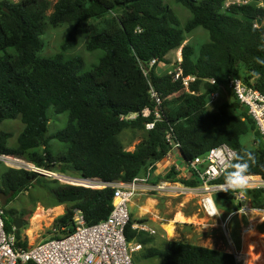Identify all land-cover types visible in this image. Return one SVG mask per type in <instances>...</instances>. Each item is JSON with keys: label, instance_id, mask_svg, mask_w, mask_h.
Instances as JSON below:
<instances>
[{"label": "trees", "instance_id": "16d2710c", "mask_svg": "<svg viewBox=\"0 0 264 264\" xmlns=\"http://www.w3.org/2000/svg\"><path fill=\"white\" fill-rule=\"evenodd\" d=\"M188 13L181 22L163 0H0V123L20 118L23 129L16 145L8 146L10 134L0 132V156H15L35 167L68 173L103 183L131 182L166 157L171 147L165 139L172 130L181 159L188 164L210 148L226 144L241 155L255 154L247 175L264 180V141L247 109L232 95L213 112L207 109L209 95L225 86L233 76L264 94V26L254 27L264 9L253 0L248 4L229 0H174ZM51 10L50 14L47 12ZM71 25L58 53L40 55V36L47 26ZM202 29L208 41L196 51L185 38ZM86 37L85 49L102 51L98 62L84 69L79 57L65 59L63 52ZM180 49L183 76H194L188 91L180 81L173 82L152 59ZM215 80L214 84L208 82ZM153 88L161 99V118L151 130L144 124L153 119L141 116L145 108L154 109L150 95ZM191 92H194L193 94ZM56 114L67 112L64 128L49 134L48 109ZM137 113L134 120L121 116ZM125 130L142 133L132 151L120 140ZM249 138L250 146L242 140ZM58 146L52 150L50 141ZM61 146V147H60ZM60 147V148H59ZM188 179L178 177L169 168L160 178L195 186L193 172ZM226 172L218 179L224 182ZM152 182L157 181L151 179ZM40 188L54 207L64 205V213L53 226L59 237L74 230V210H79L86 224L106 219L111 210L113 189H99L60 183L37 172L5 167L0 163V205L4 208L17 196ZM254 205L264 200V190H247ZM234 205L233 192L215 196ZM264 203L261 205L263 206ZM13 210L3 212L6 231H12ZM130 218L125 228L128 244L145 245L143 231L133 228ZM16 245L27 246L20 230H14ZM151 239V238H150ZM249 260V254L244 252ZM145 258L162 257L165 264H235L234 255L173 240L163 250L151 247ZM18 264H34L26 262Z\"/></svg>", "mask_w": 264, "mask_h": 264}, {"label": "built area", "instance_id": "2783aa9c", "mask_svg": "<svg viewBox=\"0 0 264 264\" xmlns=\"http://www.w3.org/2000/svg\"><path fill=\"white\" fill-rule=\"evenodd\" d=\"M252 1L229 0L227 4H248ZM256 5L263 8L264 4L258 2ZM263 23L264 14L263 17H257L254 27H262L264 26ZM176 51L178 53L170 63L166 62V56L163 61L152 59L148 68H144L143 71L146 75L149 68L155 65L156 71L158 68L161 69L160 72L157 71L158 73L168 74L173 82L180 81L183 90L188 91L189 84L194 82L196 77L183 76L180 49ZM208 82L214 84L215 80L209 79ZM224 87L247 109V114L253 119L264 141V94L248 85L240 76L231 77ZM150 95L155 104L154 109L145 108L140 113L143 117L153 114V119L144 124L146 130H151L161 118V99L153 88H150ZM217 97L218 91L212 92L209 95L207 105H210ZM137 115V113L128 114L121 116L120 119L130 121L134 120ZM165 139L171 147L170 152L172 150L178 151L179 145L174 140L172 130L166 133ZM233 151L235 150L228 145L220 144L186 164L187 168L193 172L195 179L198 180V184L195 186H187L171 180L151 183L149 181L152 171L150 168L143 177L135 178L126 183L107 184L96 179L84 182L80 178L62 176L64 182L70 185L98 187L94 189L111 187L113 196L109 215L98 223L88 225L85 223L81 212L74 210V230L72 232L59 237H51L34 245L27 244L26 247L16 245L13 228L10 232L6 231L3 210L0 205V264H18V262H33L34 264H133L131 252L139 249L140 246L136 245L132 248L126 242L124 231L130 220L129 204L138 193L148 191L165 196L186 197L196 200L206 218L219 221V228L225 237H228L227 223L229 219L233 215L245 216L247 223L242 229V234L245 235L254 230L259 222H264V205H254L251 197L246 194L247 190H264V180L259 175L250 174L247 175L248 183L243 192L240 190H221L224 182H218V179L226 172L225 160L231 159ZM0 160L4 161L8 167L37 172L46 177L53 176L61 181V175L37 168L19 157L2 155ZM224 192H233L236 209L226 213L225 216H221L215 202V196ZM133 228L154 233V231L138 225H133ZM56 231L58 229H54V233ZM233 255L236 260L235 264H240L242 262L240 253L235 252Z\"/></svg>", "mask_w": 264, "mask_h": 264}, {"label": "rangeland", "instance_id": "374dc122", "mask_svg": "<svg viewBox=\"0 0 264 264\" xmlns=\"http://www.w3.org/2000/svg\"><path fill=\"white\" fill-rule=\"evenodd\" d=\"M52 4L56 0H49ZM164 3H166L174 12V14L177 16V18L184 22L189 18V13L178 3H176L174 0H163ZM264 8V5H263ZM51 10L47 12V14H50ZM264 24V23H263ZM71 25L69 24H62L57 28H52L47 26L45 29L43 35L40 36V39L43 43V49L40 53L42 57H50L56 53L59 52L61 44L64 42V40L67 38L68 33L70 31ZM208 41V33L205 30L199 29L194 34L187 36L185 38L184 43H191L193 42L196 51H198L199 47ZM85 43H86V37L82 38L76 45H74L72 48H69L65 52H63V57L65 59L72 58V57H79L81 58L83 62L84 69H90L93 65H95L98 62L99 57L102 55V51L96 50L93 52H89L85 49ZM178 52L172 51L167 55V62H171V60L175 59V56ZM158 72L161 71L160 68L157 70ZM220 95L218 94V97L210 104L208 105V111L213 112L217 109V107L232 98L231 92L226 89L224 86H220ZM49 114V134L55 132L56 130H60L65 127L68 115L67 112H63L60 114H56L54 110L50 107L48 109ZM23 129V124L20 121L19 117H16L14 119H8L4 120L0 123V132H7L10 134V137L8 139V146L14 147L16 145V140L19 135V133ZM142 137V133L139 131H131V130H125L121 135L120 139L124 143V145L127 147L126 149L130 150L133 145H136L138 141H140ZM245 146L251 145V140L249 138H244L242 140ZM129 144V145H126ZM58 146L57 142L54 140L50 141V148L54 150V148ZM61 147V146H60ZM59 147V148H60ZM0 163L5 165L4 161L0 160ZM28 163V162H27ZM169 169V168H168ZM165 170L162 175L166 171ZM53 173H56L58 175H61L59 179H56L53 176H49L48 178L50 180H57L60 183H64L62 176L64 177H72V178H79L78 176H72L68 173L60 174L56 171H51ZM159 180L155 181L157 183ZM98 188V187H93ZM140 194V195H139ZM160 194H155L154 192H140L137 196L133 198V200H136L138 196H140V200L137 202V204L133 207V209H130V218L135 221L134 225L142 226L143 228L149 229V227H152L151 220L154 218L153 215H155L157 212L154 210V206L156 208H159V203L151 202L149 201L150 198H158ZM164 196L165 195H160ZM171 199L176 200H183L187 199L188 201H193V199L186 198V197H173L168 196ZM1 202V201H0ZM194 203H197L195 200ZM262 202L264 203V200L262 199ZM261 203L260 206L263 204ZM49 204V199L47 195L41 190L40 188H32L29 191L22 193L21 195L17 196V198L12 201L11 203L4 205V208L2 209L5 215V211L7 210H13L15 214H9L11 217H17L20 219V236L21 238H25L27 240V243L30 245L37 244L40 241L48 240L51 237H54L55 235H59L60 231H56L54 233V229L57 230L56 227L53 226L54 220L61 216L64 213L65 206L61 208H55L47 206ZM141 207H147L143 208V212L147 213H140L139 206ZM198 205V204H197ZM196 206V204H195ZM259 206V205H258ZM197 207V206H196ZM150 208V209H148ZM191 207H184V212L189 213ZM146 210V211H145ZM149 210V211H148ZM200 214L202 213L201 210L199 211ZM202 215V214H201ZM224 216V215H222ZM187 224L183 225L182 230L178 231L179 236H173L171 237V240H180L183 241L186 239L185 235L189 234L191 232V225L189 220L186 221ZM207 223V232H203L202 234H208L210 230L219 228V221L214 220H208ZM247 219L245 216L238 217V215H233L228 223H227V231H228V237L230 240H227L224 238V235H218V240L222 241L220 243V249L229 253H240V232L241 228L246 226ZM153 228V227H152ZM151 230V229H150ZM258 231L254 230V233L247 234L243 237V247L242 251L249 254V259H251L252 252H254L256 257L259 258L260 261L264 264V222L257 227ZM153 231V230H152ZM143 236L142 238H148L150 240L149 243L145 245H139V249L131 252V259L133 264H165L162 257H150L145 258L144 255L146 254L147 250L151 247H155L159 250L164 249L163 243L158 238V235H153L151 233H148V231L143 230ZM182 232V233H181ZM216 232V231H215ZM222 232V231H221ZM214 233V231H213ZM259 237L260 239H255V237ZM151 238V239H150ZM137 245V243H130V246L133 248ZM253 250H256L253 251ZM241 262V261H240ZM243 262V260H242ZM240 264H243V263Z\"/></svg>", "mask_w": 264, "mask_h": 264}, {"label": "crops", "instance_id": "0c3cea01", "mask_svg": "<svg viewBox=\"0 0 264 264\" xmlns=\"http://www.w3.org/2000/svg\"><path fill=\"white\" fill-rule=\"evenodd\" d=\"M167 55H166V57H167ZM219 92H220V90H218V94L220 95ZM207 109H208V105H207ZM123 145H124V143H123ZM126 145H129V144H126ZM124 147H125V149L127 148L125 145H124ZM134 147H135V145H133L132 147H129V148H131L130 150H128V149H126V150L132 151L134 149ZM168 168H174L178 172V177L183 178V179H186L190 175V170H189V168H187V165L181 159L179 151L172 150V152H170L160 162L155 164L154 169L151 171V177H150L149 181L151 183H155V182H152L151 179L153 178V179L157 180V178H160L162 176V173L165 170H167ZM158 180L160 181L162 179H158ZM139 197L140 196H138V198L136 200L132 199V201L129 204V208L133 209V207L140 200ZM158 198L159 199H157V198H150L149 199V201H151V202H155L157 204L159 203V208H156L154 206V210L157 213L155 215H153L154 218H152V220H151V225L153 228L149 227V229L154 231L153 235H158V238L163 243L164 248H165L167 242L173 241V240H171V237H173L175 235L179 236L178 231L182 230L183 225L184 224L186 225L187 224L186 221L189 220L190 224H188V225L192 226V227H190L191 232L189 234L185 235L186 239L183 241L188 242V243L193 244V245L201 246L204 248L221 250L219 247H220V243L222 241L218 240V235H221L223 233L220 230L212 229V230H210V232L208 234H202L203 232L208 231L207 224H206L207 223L206 221L208 218H206L203 213H201L202 215L200 214L199 211L201 209H200V206L196 200L195 201L197 203H194L193 202L194 200L188 201L187 199H183L180 201V200H176V199H171L168 196L164 197V196L159 195ZM195 204L197 207L195 206ZM234 205H235V203H234ZM186 206L191 207L189 213L184 212V207H186ZM63 207H64L63 205H59V206H56L55 208H61L62 209ZM217 207L220 211L221 216L222 215L225 216L226 213L233 210L232 205H229L228 203H224L223 201H219V206H217ZM138 208H141L140 213H143V214L147 213V212L142 211L143 208H147V207L139 206ZM148 209H150V208H148ZM129 211H130V209H129ZM178 216H179V218H178ZM238 217H241V216H238ZM181 219L182 220L184 219V220L182 221ZM246 219H247V217H246ZM262 223L263 222H259V224H257V226L254 230L258 231L257 227H258V225H260ZM170 224L173 227V235L171 237L168 236L166 229H165V227L170 225ZM242 229H243V227L241 228V232H240V239H241L240 251L244 253V251H242V247H243L242 239L244 236L242 234ZM213 231H214V233H213ZM148 233H150V232H148ZM224 238L227 240H230L229 237L224 236ZM257 238L260 239L259 237H257ZM253 251L256 252V250H253ZM227 253H229V252H227ZM231 254H233V253H231ZM251 254H252V256H251V259H249V260H248L247 255L244 254V258H243L244 264H263L262 261H260L259 258L255 256L256 254L254 252H252Z\"/></svg>", "mask_w": 264, "mask_h": 264}, {"label": "clouds", "instance_id": "9594fccd", "mask_svg": "<svg viewBox=\"0 0 264 264\" xmlns=\"http://www.w3.org/2000/svg\"><path fill=\"white\" fill-rule=\"evenodd\" d=\"M255 161L256 156L250 151H245L243 155L237 151H233L231 153V159L225 160L226 175L221 190H240L243 192L248 183L247 173L250 164L255 163Z\"/></svg>", "mask_w": 264, "mask_h": 264}, {"label": "bare ground", "instance_id": "6f19581e", "mask_svg": "<svg viewBox=\"0 0 264 264\" xmlns=\"http://www.w3.org/2000/svg\"><path fill=\"white\" fill-rule=\"evenodd\" d=\"M178 218H179V216H178ZM181 220H182V219H181ZM183 220H184V219H183ZM183 220H182V221H183ZM171 223H172V222H171ZM165 229H166V232H167L168 236L171 237V236L173 235V227L171 226V224L168 225V226H166ZM249 233H251V234L254 233V230H252L251 232L246 233L244 236H246V235L249 234ZM244 236H243V237H244ZM254 237H255V239H257L256 236H254ZM242 242H243V239H242ZM240 258H241V259L243 260V262H244V259H243V258H244V253L241 252V251H240ZM243 264H244V263H243Z\"/></svg>", "mask_w": 264, "mask_h": 264}, {"label": "water", "instance_id": "95a60500", "mask_svg": "<svg viewBox=\"0 0 264 264\" xmlns=\"http://www.w3.org/2000/svg\"><path fill=\"white\" fill-rule=\"evenodd\" d=\"M80 180L84 181V182H90V181H93V179H87V178H81L79 177ZM102 183V182H101ZM87 184V183H86ZM20 219L17 218V217H12V224H13V229L14 230H19L20 229Z\"/></svg>", "mask_w": 264, "mask_h": 264}]
</instances>
